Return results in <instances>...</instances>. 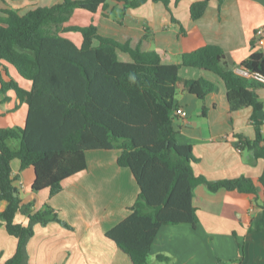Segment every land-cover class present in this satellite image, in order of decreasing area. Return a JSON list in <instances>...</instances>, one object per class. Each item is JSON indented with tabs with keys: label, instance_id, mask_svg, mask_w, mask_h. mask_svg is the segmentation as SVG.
Masks as SVG:
<instances>
[{
	"label": "trees",
	"instance_id": "obj_1",
	"mask_svg": "<svg viewBox=\"0 0 264 264\" xmlns=\"http://www.w3.org/2000/svg\"><path fill=\"white\" fill-rule=\"evenodd\" d=\"M108 1L62 0L25 15L4 10L6 17L0 18V65L13 66L31 84V91H25L13 79L2 82V91L14 90L29 107L23 129H0V199L8 204L0 218L9 235L18 240L15 255L5 264H28L27 247L36 225L57 222L71 229L50 207L38 212L24 207L12 176L15 160L22 169L35 170L34 192L49 190L55 196L65 181L87 170L88 151L120 150L118 165L131 170L140 193L131 214L107 238L133 264H149L163 226H198L193 199L199 185L211 192L226 189L255 196L261 189L264 196V174L258 179L217 182L197 177L193 147L181 145L177 138L176 98L189 93L204 101L216 90L212 82L185 80L179 74L181 67L201 69L224 82L231 112L253 109L256 139L239 135L237 147L264 159V134L257 119L263 104L249 80L233 69L219 46L203 45L185 52L181 66L166 65L159 53L102 36L94 24L65 27L75 11L95 14ZM117 1L126 8H138L149 0ZM152 1L169 9L172 0ZM207 8L208 1L193 4L192 19H200ZM65 33L79 34L82 45L64 37ZM241 70L264 76V53H253ZM15 141L18 149L12 147ZM260 207L251 233L264 232V202ZM19 213L28 216V226L16 223ZM218 264L227 263L218 259Z\"/></svg>",
	"mask_w": 264,
	"mask_h": 264
},
{
	"label": "crops",
	"instance_id": "obj_2",
	"mask_svg": "<svg viewBox=\"0 0 264 264\" xmlns=\"http://www.w3.org/2000/svg\"><path fill=\"white\" fill-rule=\"evenodd\" d=\"M208 1L205 14L198 20L191 17V6ZM62 0H0V18L4 10L21 15L40 7H50ZM97 26L102 36L120 42H130L143 51L160 54L166 65H182V56L203 45L223 49L227 62L241 74V64L256 51L255 34L264 28V0H172L167 9L152 0L138 8H126L123 2L109 0L95 14L77 10L65 27ZM186 34V36H185ZM77 35L78 38L75 36ZM64 37L77 46L83 42L77 33ZM80 37V38H79ZM185 80H207L216 86L204 101L189 93L176 98L178 141L193 147L198 160L193 164L197 177L217 182L245 177L258 179L264 174V159L237 147V136L256 139L251 123L252 108L231 112L228 91L214 73L191 67H181ZM13 79L25 91L31 84L22 79L15 68L0 65V129H23L29 107L14 90L2 91V82ZM263 104L257 119L264 134V84L249 80ZM207 113L203 115V107ZM187 113L182 117L180 112ZM14 149L19 142H13ZM121 151L94 150L86 153L87 170L67 180L63 190L51 196L49 190L34 192L36 178L33 168L22 169L21 162L11 163L14 185L19 190L24 207L33 212L50 207L68 224L51 222L36 225L28 243V264H133L107 233L123 222L135 206L140 189L130 169L121 168ZM260 189V188H259ZM263 191L258 196L221 189L211 192L206 185L194 191L193 204L199 224L163 226L152 246L149 264H264V232L251 233L253 219L262 211ZM0 199V214L7 209ZM17 224L29 225L28 216L19 213ZM18 240L9 235L0 218V264L16 253ZM159 257L169 258L161 261Z\"/></svg>",
	"mask_w": 264,
	"mask_h": 264
},
{
	"label": "built area",
	"instance_id": "obj_3",
	"mask_svg": "<svg viewBox=\"0 0 264 264\" xmlns=\"http://www.w3.org/2000/svg\"><path fill=\"white\" fill-rule=\"evenodd\" d=\"M255 42L258 47H264V28L258 29L255 34ZM264 53V52H263ZM241 75H243L248 80H255L261 84H264V76L259 74H252L248 71H242ZM182 117H186L187 113L184 111L180 112Z\"/></svg>",
	"mask_w": 264,
	"mask_h": 264
},
{
	"label": "rangeland",
	"instance_id": "obj_4",
	"mask_svg": "<svg viewBox=\"0 0 264 264\" xmlns=\"http://www.w3.org/2000/svg\"><path fill=\"white\" fill-rule=\"evenodd\" d=\"M75 36L78 38V36H77V35H75ZM79 38H80V37H79ZM70 39H72V38H70ZM81 45H82V44H81ZM81 45H80V46H81ZM80 46H79V47H80ZM218 259H219V260H222V259H220V258H218ZM222 261H223V260H222ZM223 262H224V261H223Z\"/></svg>",
	"mask_w": 264,
	"mask_h": 264
}]
</instances>
